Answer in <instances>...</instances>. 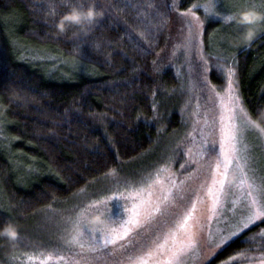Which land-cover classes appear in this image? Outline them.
Segmentation results:
<instances>
[{"label": "trees", "instance_id": "1", "mask_svg": "<svg viewBox=\"0 0 264 264\" xmlns=\"http://www.w3.org/2000/svg\"><path fill=\"white\" fill-rule=\"evenodd\" d=\"M205 1L96 0L104 16L87 33L72 28L58 35L56 20L89 0H0V226L15 222L21 234L15 244L0 239V264L31 260L35 251L26 244L35 218L86 196L182 134L194 100L177 78L176 70L185 77L182 60L168 62L166 50L176 16ZM215 24L206 25V42L218 34ZM260 30L236 50L238 92L253 121L264 112ZM218 73L210 80L220 89ZM262 228L264 220L207 264H236L231 260L241 250L264 247ZM128 250L135 254L124 244L111 260Z\"/></svg>", "mask_w": 264, "mask_h": 264}, {"label": "rangeland", "instance_id": "2", "mask_svg": "<svg viewBox=\"0 0 264 264\" xmlns=\"http://www.w3.org/2000/svg\"><path fill=\"white\" fill-rule=\"evenodd\" d=\"M247 10L264 14V0H207L196 4L184 14L176 13L178 18L175 19L166 58L168 62L174 60V64H181L182 60V72L185 77L181 76L180 70H176L177 78L183 80V90L192 93L188 95V101L194 100L185 130H182V134L174 136L173 143H167L149 153L142 161L129 165L125 169L126 173L121 172L114 180L91 189L86 196L54 210H48L35 218L28 226L31 238L26 244L29 245L27 248L35 252L26 264H45L47 260L55 264H60L61 261L71 264L68 260H72L74 264L77 260L80 264L85 261L87 264H110L109 261H115L111 260L115 256L114 249L124 244L129 249L132 248L135 254L129 257L128 250L127 257L115 262L133 264V258L145 254L148 249L155 248L158 244H163L165 238L168 239L166 247H170L172 239L168 233L176 231L175 225L181 222L185 223V228L179 231L178 239L185 240L188 234L195 242L194 246L182 255V264H207L235 238L264 220H257L247 228L238 226L240 222L232 211L235 206L231 205L232 200H238L242 195L235 187L241 178L240 170L235 167L229 170L223 193L224 202L216 215L211 211L212 200L207 192L217 163L216 153L212 149L214 146L219 147V130L214 121L219 120L226 107L232 106L234 95L239 97L236 103L244 107L235 75L236 50L240 47L237 45V39L243 29L234 23L226 22L224 18ZM209 22L216 23L214 34L219 29L212 43V39L209 42L204 39L205 28ZM214 71L223 76L220 89L210 80ZM230 71L234 72V75L230 76ZM229 80L232 90L228 87ZM236 122L240 126V135L244 138L241 148L247 146L245 154L249 159L245 171L259 183L264 179V137L258 132L261 127L250 128L248 118L239 113ZM4 127L0 116V129ZM139 188L150 191L154 203L159 201L160 212H152L150 217L142 218L140 227L114 244L104 245L103 237L97 231H92L90 236L85 233L82 241L84 248L68 243V222L78 210L88 208L87 223L92 229L117 228L122 220L127 219V210L133 203L132 199L127 198L128 194ZM110 190L113 192L107 195ZM169 192L171 195L164 200ZM87 200L89 201L85 203ZM192 205H195V208L191 219L183 221ZM97 214H103L105 217L104 226H93L90 223V218ZM232 232L237 234L217 246L221 235ZM261 232H264V228L259 230V233ZM133 234L140 236L128 243ZM89 243L96 244L97 247L89 249ZM260 248L262 247L257 249ZM258 250L252 254H258ZM121 253L119 251V256ZM68 255H71V259H67ZM49 256L51 259H48ZM60 256L64 259H60ZM156 259L163 260L166 256L153 257L149 264H155ZM232 261H236V264H247V261L235 258Z\"/></svg>", "mask_w": 264, "mask_h": 264}, {"label": "snow or ice", "instance_id": "3", "mask_svg": "<svg viewBox=\"0 0 264 264\" xmlns=\"http://www.w3.org/2000/svg\"><path fill=\"white\" fill-rule=\"evenodd\" d=\"M216 14L218 15V13ZM231 16L225 17V21L228 22ZM229 75H234V72L230 71ZM228 87L232 90L231 80H229ZM232 100V106L226 107L224 112L220 114L219 120L214 121L219 130V147L216 148L214 146L212 149L216 153L217 163L215 164V174L211 177V186L207 189V192L212 200L211 211L213 215H216L218 208L224 202L223 193L229 170L233 167L239 169L241 178L235 187L242 195L240 199L232 200L231 205L235 206L232 211L234 217L240 222L238 226L247 228L251 223L264 219V179H261L257 183L245 171L248 167L249 157L245 154L247 146L244 145L243 149L241 148L244 138L240 135V126L236 122L237 114L239 113L248 118V126L250 128L256 129V125L245 108L236 103L239 97L234 95ZM258 132L260 136L264 137V128L259 129ZM170 195L171 192L164 197V200H167ZM151 196V192H146L144 188L131 191L127 196L128 199L133 200L132 206L127 210L128 217L126 220H122L117 228L92 229L87 223L88 208L85 207L82 210H78L77 214L68 222L70 225L68 229V243L84 248L85 245L82 242L83 237L85 233H88L90 236L92 231H97L102 235L104 245L114 244L117 240L127 237L134 229L140 227L142 218L150 217L152 212L161 211L159 201L154 203ZM111 198L109 197V199ZM194 208L195 205H192V209L187 212L183 221L191 219ZM175 228L176 231L168 233V236L172 239L170 247H166L168 245V239L165 238L163 244H158L155 248L148 249L145 254L133 258V264H149V260L159 256H166V259H156L155 264H182V255L191 249L195 242L188 234H186L185 240L178 239L179 231L185 228L184 222L175 225ZM236 234V232H232L228 235H221L217 246L225 243L231 236ZM257 235L264 236V232L258 233ZM88 247L89 249H94L97 245L89 243ZM48 259H51V256ZM60 259H64V257L60 256ZM235 259L247 261V264H264V247L260 248L256 255H253L250 249L241 250L235 255ZM76 264H80V262L77 260Z\"/></svg>", "mask_w": 264, "mask_h": 264}, {"label": "clouds", "instance_id": "4", "mask_svg": "<svg viewBox=\"0 0 264 264\" xmlns=\"http://www.w3.org/2000/svg\"><path fill=\"white\" fill-rule=\"evenodd\" d=\"M104 16V11L96 6V0H89L87 6H72L68 12L55 22V31L58 35H64L72 28L87 33L88 29ZM229 22L243 29L237 39L238 46H247L256 38L262 26H264V14L253 10L242 11L232 15ZM261 119H264V112L258 114L254 120L255 125L262 127ZM93 226H104L106 224L103 214H97L90 218ZM19 226L12 221L5 222L0 226V239L15 244L20 239Z\"/></svg>", "mask_w": 264, "mask_h": 264}]
</instances>
